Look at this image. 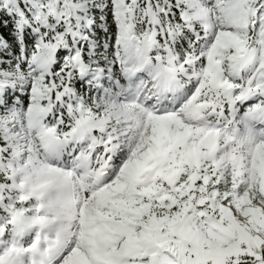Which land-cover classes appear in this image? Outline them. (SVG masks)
Returning <instances> with one entry per match:
<instances>
[{
    "label": "snow or ice",
    "instance_id": "obj_1",
    "mask_svg": "<svg viewBox=\"0 0 264 264\" xmlns=\"http://www.w3.org/2000/svg\"><path fill=\"white\" fill-rule=\"evenodd\" d=\"M0 264H264V0H0Z\"/></svg>",
    "mask_w": 264,
    "mask_h": 264
}]
</instances>
